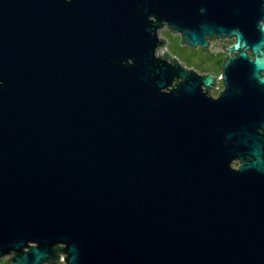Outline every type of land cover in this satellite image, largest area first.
Listing matches in <instances>:
<instances>
[{
    "label": "water",
    "instance_id": "obj_1",
    "mask_svg": "<svg viewBox=\"0 0 264 264\" xmlns=\"http://www.w3.org/2000/svg\"><path fill=\"white\" fill-rule=\"evenodd\" d=\"M3 257L264 264V0H0Z\"/></svg>",
    "mask_w": 264,
    "mask_h": 264
},
{
    "label": "rangeland",
    "instance_id": "obj_2",
    "mask_svg": "<svg viewBox=\"0 0 264 264\" xmlns=\"http://www.w3.org/2000/svg\"><path fill=\"white\" fill-rule=\"evenodd\" d=\"M166 28V27H164ZM167 29V28H166ZM165 29V30H166ZM168 30V29H167ZM158 36L162 39L165 38L166 42H167V46L168 49L176 56L180 59L179 63H181L182 65H186L191 67L192 69H194L196 72L198 73H205V71L208 70H215L217 69L218 65H217V60L222 58V54L221 53H215V54H220L218 56H213V54L208 50V52H210L211 54L209 55L204 48H200L199 46H196L195 48H191L185 44H179L180 43V39H179V35L177 33H171L169 30L168 31H161L159 33L158 31ZM233 41L232 38H223V39H213L210 43L212 45H214L215 43H223V44H229ZM165 44V43H164ZM163 44V46H164ZM166 47V44H165ZM165 47L160 48L159 50L163 49L165 50ZM156 49V53H157ZM219 73H217L216 75H218ZM63 256V254H60L61 258ZM6 258H0V264H3L4 260Z\"/></svg>",
    "mask_w": 264,
    "mask_h": 264
},
{
    "label": "flooded vegetation",
    "instance_id": "obj_3",
    "mask_svg": "<svg viewBox=\"0 0 264 264\" xmlns=\"http://www.w3.org/2000/svg\"><path fill=\"white\" fill-rule=\"evenodd\" d=\"M166 28H164V27H162L160 30H159V33L161 32V31H168L167 29L165 30ZM163 39V38H162ZM212 40H210L209 42H211ZM163 42L166 44V47H165V44H164V47H165V52H166V54H167V56H168V58H169V56H172V57H174L178 62L180 61V59L178 58V57H176L169 49H168V46H167V42H166V40H165V38L163 39ZM205 51L206 50H208V49H204ZM181 64V63H180ZM184 66H186L185 64H184ZM186 67H188V68H191V67H189V66H186ZM205 73H211V74H213L214 75V77H215V86H216V88L215 89H209L208 90V94L209 95H211V96H213V97H215L217 94H218V92L221 90V88H222V84H221V81L220 80H217V76L219 75H216L217 73H215V72H211V71H205Z\"/></svg>",
    "mask_w": 264,
    "mask_h": 264
},
{
    "label": "trees",
    "instance_id": "obj_4",
    "mask_svg": "<svg viewBox=\"0 0 264 264\" xmlns=\"http://www.w3.org/2000/svg\"><path fill=\"white\" fill-rule=\"evenodd\" d=\"M213 40V39H212ZM210 40H208V42H209ZM206 52L210 55L211 53L210 52H208V50H206ZM212 55V54H211ZM216 56H218V55H220V54H215ZM214 54H213V56H215ZM222 57H223V54H222ZM222 60H223V58H221V59H219V60H217V65H218V67H217V69L215 70V73H220V66H221V62H222ZM209 71H211V72H214V70H209ZM59 256H60V254H58ZM43 264H64L62 261H55V262H45V263H43Z\"/></svg>",
    "mask_w": 264,
    "mask_h": 264
},
{
    "label": "built area",
    "instance_id": "obj_5",
    "mask_svg": "<svg viewBox=\"0 0 264 264\" xmlns=\"http://www.w3.org/2000/svg\"><path fill=\"white\" fill-rule=\"evenodd\" d=\"M162 47H164L163 44H162L160 47L157 48L158 50H157L156 55H158V56H162V53L165 52V50H163V49L159 50V49L162 48ZM165 53H166V52H165ZM217 77H219V75H218ZM217 80H220V78H217Z\"/></svg>",
    "mask_w": 264,
    "mask_h": 264
}]
</instances>
